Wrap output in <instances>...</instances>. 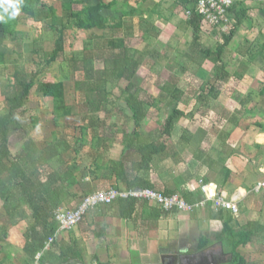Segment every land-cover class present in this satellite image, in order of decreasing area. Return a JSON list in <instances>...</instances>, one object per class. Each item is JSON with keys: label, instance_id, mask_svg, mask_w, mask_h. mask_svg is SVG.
<instances>
[{"label": "crops", "instance_id": "1", "mask_svg": "<svg viewBox=\"0 0 264 264\" xmlns=\"http://www.w3.org/2000/svg\"><path fill=\"white\" fill-rule=\"evenodd\" d=\"M85 1L86 6L95 5L90 4L89 0ZM239 1L246 10V17L241 22L240 28L251 20V65H247L248 72L251 71V100L242 97L237 101L238 103L233 102L234 106H239L238 109L233 108L231 113L230 123H233L235 128L221 131L226 147L223 148L219 141L220 144L214 146L217 152L213 156L210 150L216 140L214 139L211 148L202 144L203 150L206 151L203 159L209 160L208 166L193 160L187 153L180 157L182 152L175 148L169 151L170 156L166 160H156L151 164V169L144 173L142 170L133 171V166L139 164L140 159L132 151L130 155L132 160L124 163L122 169L116 166L124 149L122 137L121 141L115 144L119 146L117 158L108 157L114 146L111 141H107L108 148L102 150L101 155L99 152L94 153L91 147L87 149L86 154H89L87 162H78L80 157L77 159V156L75 162L78 163L75 165L66 163V159L63 161L60 157L49 161V166L54 169L58 177L57 182L56 177L51 179L57 187L55 198H51L50 201L43 197V199L39 198L31 208L24 205L17 213H6L2 208L3 202L0 201V224L1 221L8 223L0 226V264L35 263V256L42 251V246L48 241L44 229L37 226L33 218L35 215H48L52 210L53 215L57 210L72 211L85 197L111 188L130 191V187H133L134 190H140L138 185L141 180L146 181L149 187L167 195L188 196L190 202L192 196L194 200L191 204H195L200 202L203 196L199 190L188 191V187L192 183L206 179L208 184L216 186L218 193L227 200L236 201L238 208L242 205L239 209L242 210L243 221H240V210L238 218H234L229 211L221 210L227 217H232L237 222H234L236 227H243L251 222L264 228V191L257 195L251 193L249 197L252 188L258 182L264 181V108L262 107L264 106V0ZM231 22L234 23L233 20ZM151 26L154 27L152 30L154 31L156 27ZM224 61L226 63L225 58ZM243 105L247 108L242 107ZM250 109L251 126L243 125L244 119L239 117L250 114L249 111L244 113ZM205 133L209 137V133L206 131ZM243 138H248L245 141L246 145H241ZM232 139L238 140L236 146H232ZM73 148L71 147L70 151L73 150L75 155L76 153L79 155V149L76 152ZM244 150L247 154H251V163L242 158ZM98 156L99 160L95 162ZM210 161L215 163L211 168ZM116 167L117 173L120 176L126 175L127 180H117L116 173L113 172V168ZM25 168L27 172L34 173L32 180L35 185L47 184L49 171L38 179L35 178L36 170L45 171V165L27 164ZM224 168L230 173L229 178L224 176ZM251 173L257 174L258 178L252 180ZM244 207L246 210L243 209ZM33 210L38 213L35 214ZM217 228L218 230L210 234V231L213 232V229ZM222 229L223 217L212 208L211 203L190 214L172 212L165 215L158 207L148 202L119 199L111 205L91 209L82 223L73 230L68 232L57 230L53 243L60 250L56 253L69 255V258L64 262H58L54 254L56 257L53 260L49 258L44 264H161L175 257L180 251L198 247L202 238L213 242L202 250L227 254L230 257L228 262L230 264L232 256L227 249L222 243L212 240H215V235ZM250 246L251 259L244 254L245 251H250ZM239 253L248 264H264V233L245 248L239 249Z\"/></svg>", "mask_w": 264, "mask_h": 264}, {"label": "trees", "instance_id": "2", "mask_svg": "<svg viewBox=\"0 0 264 264\" xmlns=\"http://www.w3.org/2000/svg\"><path fill=\"white\" fill-rule=\"evenodd\" d=\"M67 1L68 3L65 5L63 3L64 0H60L61 15H59L54 7H46L43 4V0H23L20 14L15 19L0 22V32L4 37L14 38L19 33L18 26L21 20L36 22L39 16L38 12L47 10L46 18L49 20L47 28L56 34L54 47L50 52H45L42 47L35 44L30 56H39V59L42 57V62L40 60L39 66L42 68L50 67L60 62L65 56V37L68 31L74 29L91 34L93 31L107 30L110 27L102 13L104 11L114 12L117 5L115 1L106 2L105 0H97V4L89 7L86 6L85 0ZM185 1V11L188 13L186 26L191 31V43L189 47L199 60L197 70L201 68L204 62H209L213 65L212 77L205 83V86L201 89V94L196 97V101L204 102V100L208 101L209 98L217 100L222 94L220 86L224 85L230 78L227 65L224 61L225 53L242 25L241 22L246 17V10L243 3L239 0L232 6L228 11V17L234 23H231L228 33L221 36V43L214 49H209L201 45L203 18L196 12L198 0ZM141 22L147 24L144 20ZM150 28L153 30L154 27L151 26ZM141 37L144 38L145 36L141 34ZM92 40L93 38L90 36V42L86 43L82 51L83 58L77 60L75 58L71 59L72 64H79L85 71H94L93 73L96 75L94 81L87 83L86 89L88 90L84 93V106L87 109V113L90 114V117L87 118L88 125L86 128L82 127L79 129V137L75 139L73 145H71L68 139H66L67 142L55 139L54 142L45 145L35 144L20 120L31 92L36 86H40L42 98L52 104L53 122L55 124H59L62 120L72 117V109L66 104L64 84L62 82H42L39 71L28 75L23 69L15 67L12 73L9 74V84L5 86V91L3 90L5 111L4 115L0 117V201L3 202L2 208L6 213H17L24 205H28L31 208V205L37 202L39 198H44L48 201L51 198H55L54 195H56L55 190L57 187L54 186L51 179H54L57 175L48 163L55 158L57 159V157H61L63 153L69 152L71 147H74L73 149L76 151L82 143H88L87 137L89 136V131L98 129L101 126L100 120L96 116L100 113L108 112L110 103L108 98L112 96L107 87L109 83H113L114 86L122 81L126 83L125 88L120 90V99L130 113V119L134 125L132 133L122 135L124 149L120 161L116 163L117 167L122 169L124 163L132 160L130 157L132 151L140 159V163L133 166V171L135 169L137 171L142 170L144 173L151 169V164L156 160H166L170 156L169 151H173L175 148L182 152L180 153V157L187 153L192 156L193 160L200 164L202 163L204 166H208L209 160L203 159L206 151L202 148V144L208 139L207 134L202 130H197L196 133L190 132V128L182 127L179 124L183 120H189V118L190 121L193 120L194 115L191 113L186 114L180 108L181 106H185L188 100H186V95L176 83L170 81L162 82L163 84L159 87L160 99L145 96L146 94L142 91L140 84H135V80L138 77L137 74L145 61V56L127 47L123 39H112L105 44L104 49H106V54H109L104 57V70L95 71L93 65L98 61V54L94 55V52L90 48V57L86 55V53H89L87 46L88 44H92ZM187 56L185 57L192 62V59H189ZM7 59L8 57L0 52V68H3L5 72L10 65ZM152 60L157 63L156 60L158 59L154 56ZM183 67L185 68L186 66L183 65ZM163 100L164 103H162ZM152 109L162 112L165 118L162 122L156 121L155 125L159 129L153 128V130L148 131L146 130V126L150 121L148 114ZM230 124L233 125V123ZM65 129L73 128L65 127ZM75 135L76 132L73 137ZM14 136L22 140L21 149L16 155H12L10 152V138ZM94 137L96 136H91L89 141L91 150L97 154L99 152L101 155V151H105L108 142L105 138L97 137L95 139ZM219 141L223 148H225L226 144L223 142L222 137H220ZM99 156L95 162H98ZM27 164L33 166L45 165V171L36 170L35 178L38 179L49 171L47 184L41 186L35 185L32 180L34 173L27 172L25 168ZM214 164V162H211L210 168ZM117 167L113 168L117 180H127L126 175L121 174L120 176L117 173ZM96 168H100V166H96ZM229 174L224 168V176L229 178ZM57 178L55 179L56 182ZM202 182L205 185L208 184V180L206 179H203ZM132 188L130 187V190H134ZM138 188L140 190L149 189L157 191L149 187V184L143 180L140 181ZM159 193L167 197L172 196L162 192ZM182 199L189 205L194 200L192 196L191 202L188 196L182 197ZM34 213L38 212L34 211ZM218 214L223 217V229L219 234L215 235V242L222 243L223 247L230 253L232 256L230 264H248L246 259L239 253V249L245 248L256 238L263 235L264 228L257 223L251 222L243 227H236L232 217H227L221 210H218ZM33 218L37 226L44 229L46 240L56 234L58 227L54 221L53 210L48 215L39 214ZM212 243L209 239L202 238L198 248L201 250L205 249ZM42 247L44 248V245ZM58 250L60 249H57L53 243L50 250L43 253L40 264L46 263L49 258V260H53L56 256L58 262H64L69 258V255H64L61 252L57 254Z\"/></svg>", "mask_w": 264, "mask_h": 264}, {"label": "rangeland", "instance_id": "3", "mask_svg": "<svg viewBox=\"0 0 264 264\" xmlns=\"http://www.w3.org/2000/svg\"><path fill=\"white\" fill-rule=\"evenodd\" d=\"M105 1H115L117 3L114 12L104 11L102 13L110 28L104 31H93L91 34L74 29L68 31L65 37V56L60 62L47 68L44 67L45 69L39 66L40 60L42 62V57L39 59V56L32 57L30 55L35 44L42 47L45 52H50L54 47L56 34L47 28L49 21L46 18L47 10L38 12L39 16L36 22L21 20L18 26L19 33L14 38L4 37L0 32V52L4 53L8 57V62H10L6 72L3 68H0V117L4 115L5 111L3 90L5 91V86L9 84V74L12 73L13 68L23 69L28 75L39 71L42 82H62L64 84L66 104L71 107L73 116L62 120L59 124H55L53 122L52 104L42 98L40 86H36L31 92L20 120L35 144L45 145L48 142H54L55 139L67 142L66 139H68L71 145H73L75 139L79 137V129L82 127L86 128L88 125L87 118L90 117V114L87 113V109L84 106V93L88 90L86 89L87 83L94 81L96 75L93 73L94 71H85L79 64H72L71 59L75 58L77 60L83 58L82 51L86 43L90 42L89 38L91 36L93 38L92 44H88L89 53H86V55L90 57V48L94 52V55L98 54V61L93 65V69L95 71H103L105 67V62H103L104 57L109 54H106V49H104L105 44L112 39H123L127 47L145 56V61L137 74L138 77L135 80V84H140L142 91L146 94L145 96L160 99L159 87L161 84L167 81L176 83L186 95V100H188L187 104L180 108L186 114L191 113L194 115L193 120L190 121L189 118V120H183L179 124L182 127L190 128V132L196 133L197 130L208 132L209 137L203 144L207 148H211L215 139L216 142L212 145L213 148H211L210 153L213 156L216 155L217 151L214 146L220 144L221 131H230L235 128L230 124L231 113L233 108L238 109L239 106H234L233 102L239 101L242 97L251 100V71L248 72L247 66L248 64L251 65V20L245 22L246 24L238 30L225 53L230 78L224 85L220 86V90L222 91L221 96L217 100L209 98V100L207 99L208 101L197 102L196 97L201 94V89L212 77L213 65L209 62H204L201 68L197 70L199 60L189 47L191 43V31L186 26V1ZM88 2L90 4H97V0H89ZM63 3L66 5L68 1L64 0ZM43 4L46 7H54L58 11V14L61 15L60 0H43ZM143 20L147 24L142 23L141 21ZM151 25H154L158 30H150ZM141 34L145 37L142 38ZM221 34L219 29H212L203 22L201 34L202 47L214 49L222 41ZM186 55H188L189 59H192V62L185 57ZM154 56L158 59L156 60L158 64L152 60ZM183 65L186 67L184 68ZM125 86L126 83L124 81L116 86L113 83L108 84V90L112 95L108 98L110 102L108 112H103L96 116L100 120L101 126L98 129L89 131V136L87 137L88 143H82L77 148L80 152L79 155L77 153L75 155L72 150L68 153H63L60 159L63 161L66 159V163L73 165L78 162L89 161L87 159L89 154H86V151L91 147L89 142L91 136H96L94 137L95 139L100 137L111 141L114 148L110 150L111 153H108V157L117 158L119 156V153H117L119 146L115 144L121 141L120 139L123 134H130L134 129L130 113L120 99V90L125 88ZM162 103H164V100ZM262 107L264 108V106ZM244 108L246 109L247 106ZM248 111L250 114L239 117V119H244L242 121L243 125L249 124L251 126V109L246 110L244 113H248ZM148 117L150 121L146 126V130L150 131L153 128L159 129L155 123L156 121L162 122L165 115L156 109H152ZM65 127L73 129H65ZM75 132L76 135L73 137ZM218 135L219 137H217ZM247 139L243 138L241 145H246L245 141ZM237 141V139H232V146H236ZM21 146L22 140L19 137L14 136L10 139V149L13 155L18 153ZM246 155L249 157L245 158ZM75 156H77V159L80 157L77 163L75 162ZM250 156L251 154H247L245 151L242 158L246 159V162L251 163ZM251 176L253 177L252 180L258 178V175L255 173L253 175L251 173ZM219 196L222 195L220 194ZM223 197L226 199L225 196ZM249 197H251V191ZM233 202L236 204V201ZM241 207L242 205L239 208L241 209ZM243 209L246 210V207ZM242 215L243 213L241 212L240 221H243ZM2 224L8 225V223H2L1 221L0 226H3ZM215 230H218V228L213 229V232L210 231V234H213ZM212 240L215 241L214 239ZM247 252L245 251L244 254L251 259V246L250 251Z\"/></svg>", "mask_w": 264, "mask_h": 264}, {"label": "built area", "instance_id": "4", "mask_svg": "<svg viewBox=\"0 0 264 264\" xmlns=\"http://www.w3.org/2000/svg\"><path fill=\"white\" fill-rule=\"evenodd\" d=\"M238 0H198L196 12L203 18L206 26L212 29H219L221 35L227 34L231 21L228 17V11ZM188 15V13H187ZM199 190L203 198L195 204H187L180 195L163 196L161 193L149 189L118 191L109 189L93 193L83 199V201L72 211L57 210L54 214V220L58 226V232H68L80 225L87 213L98 206L111 205L119 199L145 201L158 207L163 213L179 212L193 213L197 209H203L207 203H211L216 211H229L234 218H238L239 208L233 201H227L223 196H219L216 186L213 184L205 185L202 181L192 183L188 191ZM264 190V181L258 182L251 190L252 194H259ZM57 232V233H58ZM57 235V234H56ZM56 235L49 238L44 248L35 256V263L39 261L43 253L50 250Z\"/></svg>", "mask_w": 264, "mask_h": 264}, {"label": "flooded vegetation", "instance_id": "5", "mask_svg": "<svg viewBox=\"0 0 264 264\" xmlns=\"http://www.w3.org/2000/svg\"><path fill=\"white\" fill-rule=\"evenodd\" d=\"M229 260L230 257L222 252L204 251L198 247H192L188 251H180L175 257L161 264H228Z\"/></svg>", "mask_w": 264, "mask_h": 264}, {"label": "clouds", "instance_id": "6", "mask_svg": "<svg viewBox=\"0 0 264 264\" xmlns=\"http://www.w3.org/2000/svg\"><path fill=\"white\" fill-rule=\"evenodd\" d=\"M23 0H0V22L15 19L21 11Z\"/></svg>", "mask_w": 264, "mask_h": 264}, {"label": "bare ground", "instance_id": "7", "mask_svg": "<svg viewBox=\"0 0 264 264\" xmlns=\"http://www.w3.org/2000/svg\"><path fill=\"white\" fill-rule=\"evenodd\" d=\"M157 84V83H156ZM158 135V134H157ZM183 137V136H182ZM172 141V140H171Z\"/></svg>", "mask_w": 264, "mask_h": 264}]
</instances>
